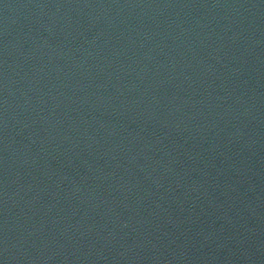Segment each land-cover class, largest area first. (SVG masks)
<instances>
[{
    "label": "water",
    "instance_id": "obj_1",
    "mask_svg": "<svg viewBox=\"0 0 264 264\" xmlns=\"http://www.w3.org/2000/svg\"><path fill=\"white\" fill-rule=\"evenodd\" d=\"M0 264H264V0H0Z\"/></svg>",
    "mask_w": 264,
    "mask_h": 264
}]
</instances>
